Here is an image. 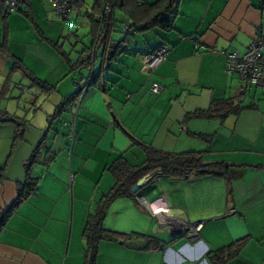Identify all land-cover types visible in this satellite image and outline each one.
<instances>
[{
	"label": "crops",
	"instance_id": "obj_1",
	"mask_svg": "<svg viewBox=\"0 0 264 264\" xmlns=\"http://www.w3.org/2000/svg\"><path fill=\"white\" fill-rule=\"evenodd\" d=\"M86 7L77 0L71 16L88 30L79 37L59 21L48 0H28L8 15L0 0V94L6 80L17 79L18 73L25 78L13 69L15 60L53 87L48 96L54 97L55 108L77 92L86 72L71 71L66 58L79 64L92 42L87 17H82ZM164 18L172 21V29L133 35L108 70L102 67L105 55L97 56L95 84L78 110L65 109L57 125L51 124L45 148L55 159L33 167L37 191L0 231V264H83L87 216L114 184L109 165L118 157L140 165L147 148L173 155L198 152L204 162L221 163L228 171L185 179L162 177L158 170L147 175L141 195L152 216L136 198L113 202L104 226L129 239L102 241L96 264H264V90L228 76L221 54H243L264 38V0H175ZM162 45L168 48L166 61L144 73L143 56ZM151 82L162 87L161 93L150 92ZM3 100L0 110L25 118L19 104L9 109ZM223 100H231L237 112L187 118ZM28 124L15 145L14 124H0V213L16 199L17 184L25 178L23 165L44 137L43 122L33 116ZM71 128L74 140L68 151ZM103 181L107 191L99 193L94 186ZM187 222H204L197 240L189 230L181 231ZM151 236L160 249H144ZM239 241L242 245L230 258H208Z\"/></svg>",
	"mask_w": 264,
	"mask_h": 264
},
{
	"label": "trees",
	"instance_id": "obj_2",
	"mask_svg": "<svg viewBox=\"0 0 264 264\" xmlns=\"http://www.w3.org/2000/svg\"><path fill=\"white\" fill-rule=\"evenodd\" d=\"M174 4L175 0H157L150 4L144 3L141 0H93L90 12L85 14L90 27L92 42L82 51L83 61L79 64L70 63V60L66 58V62L71 71H81L84 69L86 73L84 76H81L77 92L58 104L54 113L48 117L49 124L48 128L44 130V137L34 147L28 160L23 165L25 178L23 182L17 184L16 199L4 212L0 213V231L19 204L36 193L38 178L32 176L33 167L40 164L47 166L55 159V154L45 148V134L51 127L50 120L54 121L58 119L65 109L73 110L75 114L80 104L77 109L70 108L69 105L77 98L82 89L85 87L89 89L95 84L96 78L94 76L92 82L88 86L85 85L90 77L91 69H94V64L91 65L90 59L88 58L89 53L93 52L95 60L97 59V56L102 57V55H105L106 59L104 60V63H107L108 65L105 70H108L111 62L123 52V46L126 45L127 40L133 35L154 30L156 28L161 29L162 31L172 29V21H168L164 17L166 14L171 12ZM120 17L125 20L120 21ZM59 21L64 26L73 27L72 23L66 25L60 19ZM71 21L74 22L72 19ZM130 25V30H124L125 26L130 27ZM79 28H81L80 25L78 28L74 27V31L77 32ZM115 34L118 35L115 36ZM163 46L164 45L160 47ZM100 49L101 52L99 51ZM12 67L13 69L21 71L24 77L30 82L31 86L36 87L41 93L49 94L53 90V87L35 78L21 63L16 60L13 62ZM8 82H10L9 79L6 80V83L4 84L3 91L0 94V99H4L3 97L7 93ZM236 109L238 108L234 106L231 100L215 101L207 111L194 112L187 118H224L228 114L236 113ZM26 122L27 121L22 118L9 115L5 111L0 110V124L11 123L14 124L18 130L13 140L14 145L21 140L23 135L22 130L25 127ZM62 124L63 126H67L69 123L63 121ZM68 131L69 130L66 132V137L68 136ZM200 137L205 138L207 136L200 135ZM145 155V160L140 165L131 166L123 157H118L109 165L108 172H110L113 176L114 184L107 193L100 197L94 210L87 216L82 233L83 239L85 240L83 264H96L99 244L102 241L119 242V240L127 238V236H124L123 234L112 232L104 228L106 212L110 205L118 199H135L136 194L131 193V188L150 173L158 170L160 171L159 175L162 177L170 179H185L191 176L226 175L228 171V167L221 163L204 162L202 154L198 152H184L173 155L147 148L145 150ZM229 193L230 191L228 190V194ZM127 239H129V237ZM156 240L157 239L152 236L147 237V243L144 249H160L162 246H158ZM241 243L242 242L239 241L233 244V246L215 253L211 257L208 256V258L214 261H224L235 254L236 250H238V248L242 245Z\"/></svg>",
	"mask_w": 264,
	"mask_h": 264
},
{
	"label": "built area",
	"instance_id": "obj_3",
	"mask_svg": "<svg viewBox=\"0 0 264 264\" xmlns=\"http://www.w3.org/2000/svg\"><path fill=\"white\" fill-rule=\"evenodd\" d=\"M28 0H5L4 1V13L12 14L17 12L20 9L22 3L27 2ZM53 7L55 15L66 25L72 23L73 27L78 28L79 25L71 21L72 13L76 7L77 0H48ZM130 27L125 26L124 30H130ZM225 58L224 72L228 76L237 75L242 83L245 85H255L264 90V38L259 37L257 40L252 42L246 52L239 54L237 52H222L221 53ZM168 55V48L166 46L160 47L157 50L145 54L141 61L142 70L144 73L153 72L159 65L166 61ZM91 65L94 64L95 58L93 52H90L88 55ZM102 67L106 69L108 67L107 63H103ZM92 68V67H91ZM94 78V69L90 71V77L85 84L88 86ZM88 88L85 87L82 89L77 98L69 105L70 108L77 109L83 95L85 94ZM149 90L152 94H159L162 91V87L157 82H151ZM65 125V124H64ZM67 138L72 143L74 140V130L71 128L67 133ZM142 207L147 208L148 205L144 200L139 199ZM201 224L193 225L190 223H184V229L181 231L189 230L191 234L189 235L192 240H197L199 228Z\"/></svg>",
	"mask_w": 264,
	"mask_h": 264
},
{
	"label": "rangeland",
	"instance_id": "obj_4",
	"mask_svg": "<svg viewBox=\"0 0 264 264\" xmlns=\"http://www.w3.org/2000/svg\"><path fill=\"white\" fill-rule=\"evenodd\" d=\"M92 1L93 0H84V2L87 4V7L84 8L83 11H82V17L83 18L85 17V14H83V13H85L87 8H89V6L92 5ZM85 19L87 20V18H85ZM79 23L82 24V22H80V21L76 22V24L80 25ZM72 31L74 32V27L72 28ZM84 31H85L86 34L88 33V30L86 28H84V26H82L77 31V35L79 37H83ZM72 39H73V41L75 40L74 37ZM87 42H88V40L84 39L83 43L86 44ZM79 45H80V43H79ZM18 75H19V77H17V79L14 78L13 80H10V82H11L10 83L11 84L10 90L3 97L4 98V100L2 102L3 105L5 103L8 104V107L10 109L11 107L14 108L15 106H18L17 104H19V107L23 108L22 111H23L24 117L26 118L28 116L26 118L27 120L24 118V120L27 121L26 125H29L28 121H31L33 119V116H35L36 122L39 123L41 121V122L44 123V125H46L45 128H48V124H49L48 117L51 116L54 113V110H55L54 105L51 103L54 97H52L49 100L48 94L41 93L36 87L31 86L30 82L26 78H23L21 76V74L18 73ZM46 114H48V116H46ZM50 123L51 124L54 123L55 125H57L58 119H56L54 121L50 120ZM67 141H68L67 150L70 151L71 147H72V145H71L72 143L70 142V140H67ZM103 183H104V181L100 182L98 184V186H94V188L97 187L99 193L102 192V191H107V190H104V188H103L104 186H102ZM142 188L143 187H140L138 192L136 193V201L141 206L140 208H143L146 211L145 212L146 214L152 216L151 215L152 212H151L150 207L149 206L147 208L142 207V205L140 204V202H139V200L137 198V195H140L142 197V195H141L142 194L141 193V189ZM187 223H190V222H187ZM104 228L107 229L105 226H104ZM129 228L133 230L134 226H132V225L128 226V229ZM111 231H113V230H111ZM114 232L118 233V231H116V230H114Z\"/></svg>",
	"mask_w": 264,
	"mask_h": 264
},
{
	"label": "water",
	"instance_id": "obj_5",
	"mask_svg": "<svg viewBox=\"0 0 264 264\" xmlns=\"http://www.w3.org/2000/svg\"><path fill=\"white\" fill-rule=\"evenodd\" d=\"M145 183V178L141 179L140 181L137 182V184L135 186H133L131 188V193H137L139 188ZM137 198L138 199H142V197L140 195H137ZM194 226L195 225H198V224H201V222H195V223H192Z\"/></svg>",
	"mask_w": 264,
	"mask_h": 264
}]
</instances>
